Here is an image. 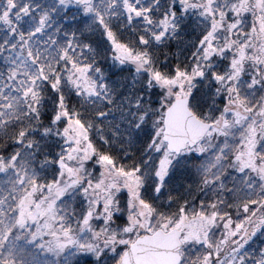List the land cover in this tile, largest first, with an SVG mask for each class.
I'll return each mask as SVG.
<instances>
[{"label":"snow or ice","instance_id":"obj_1","mask_svg":"<svg viewBox=\"0 0 264 264\" xmlns=\"http://www.w3.org/2000/svg\"><path fill=\"white\" fill-rule=\"evenodd\" d=\"M0 264H264V0H0Z\"/></svg>","mask_w":264,"mask_h":264}]
</instances>
